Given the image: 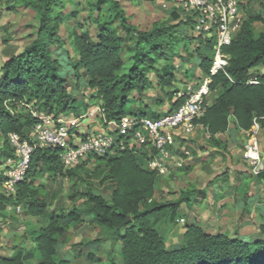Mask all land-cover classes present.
I'll list each match as a JSON object with an SVG mask.
<instances>
[{
    "label": "trees",
    "instance_id": "trees-1",
    "mask_svg": "<svg viewBox=\"0 0 264 264\" xmlns=\"http://www.w3.org/2000/svg\"><path fill=\"white\" fill-rule=\"evenodd\" d=\"M72 2L23 0V5L35 11L34 32L21 52L10 55L0 65V217L8 215V206H20L29 216L45 218L44 225L29 233L32 246L25 253L15 251L9 257H0V264H24L31 259L37 260V264H72L57 254L56 247L71 227L82 222L83 216H89L90 222L118 245L111 248L117 259L107 254L103 263L98 257L99 250H95L85 255L90 263L264 264V237L246 241L206 232L195 223L186 226L180 245L168 248L150 219L167 209L175 213L181 203L189 205L193 191L181 192L175 202H154L161 175L147 168L145 153L129 147L120 149L123 138L117 135L111 152L103 156L89 155L71 168L61 164L59 149L36 148L23 179L16 184L15 193L7 195L1 190L2 172L9 166L7 160L14 158L8 134L28 138L37 121L28 105L55 119L78 117L81 107L85 110L90 106L78 100L70 90V73H64L62 58L56 55L65 44L60 35L62 24L70 31L68 39L75 56L71 58L70 67L75 88L82 79L84 85L93 90L98 99L97 119L101 124L118 122L124 115L158 116L143 102V96L152 87L163 96L157 97L155 103L162 105L165 100L169 104L167 111L184 103L187 95L178 96L175 87L180 70L174 61L179 58L182 63L188 62L189 58L182 53L192 55L191 42L196 40L195 66L181 69L184 77H192L199 68V82L205 75L210 77L209 91L214 95L213 100L195 120L208 135L206 140L211 145L207 146L224 148L226 143L216 136L226 133L230 126L237 133L247 132L254 125L264 129V31H257L254 25L261 23L264 27V13L243 11L240 29L230 43L222 47V52L228 56L226 66L211 74L213 40L188 34L193 28L192 22L181 18L176 6L169 18L154 21L148 29H140L130 22L118 0H81L75 2L76 8L72 7ZM83 12L85 21L93 26V35L83 31L80 17ZM128 42L132 43L128 49L130 64L125 67L121 54ZM150 74L154 80L150 79ZM251 79L256 83L250 82ZM132 92L138 94V99L133 98ZM91 158L98 168L105 167V180L110 182L108 198L95 193L90 185L79 191L81 170L84 162ZM42 176L72 180L68 198L74 202L81 199V205L72 206L68 211H51L43 184L36 183V178Z\"/></svg>",
    "mask_w": 264,
    "mask_h": 264
},
{
    "label": "rangeland",
    "instance_id": "rangeland-1",
    "mask_svg": "<svg viewBox=\"0 0 264 264\" xmlns=\"http://www.w3.org/2000/svg\"><path fill=\"white\" fill-rule=\"evenodd\" d=\"M72 1V7L76 8L75 2L81 0ZM118 1L130 17L131 22L140 29H148L154 21L169 18L175 7L173 0ZM240 6L242 13L245 10L253 13H264V0H241ZM80 17L84 23L83 31H88L93 35V26L85 21L86 14L83 12ZM35 24V11L23 5V0H0V65L10 55L17 54L24 49L34 32L33 26ZM69 25L71 26V22ZM254 25L257 31H264L261 23ZM69 32L65 24L60 26V35L65 40V44L56 55L62 58L60 61L64 64L62 66L64 73H70L68 75L70 90L78 100L90 105L85 110L83 107L80 108V115H84L87 111L98 106V99L94 97L93 90L84 85L82 79L79 80L80 86L75 88V77L70 67L71 58L75 56L70 39H68ZM128 46L121 54L125 67L130 64L131 52L128 49L132 43L128 42ZM53 49L58 51L56 46ZM187 57L189 56L186 54L185 58ZM174 62L179 63V58H176ZM188 63L186 65H189ZM183 69L180 68V71L177 72L178 80L175 87L179 82H188L187 79L189 78H191L189 82L199 83L195 75L184 77ZM196 71L197 69H195ZM149 77L154 80L153 74H150ZM132 95L134 99H138L136 92H132ZM91 96L93 97L90 98ZM160 96L163 97L157 88H149L143 96V102L152 106L155 99ZM163 103L166 104V101L164 100ZM28 107L31 112L34 110L30 105ZM91 122L99 123L93 119L84 121L80 130H84L85 125ZM196 132L198 133L194 137L198 138L199 141L188 140L193 137L191 135L175 136L176 145L172 152L173 157L175 159L182 157L184 150L189 152V157L182 167H171L167 174L160 176L153 197L154 202L164 204L175 202L180 193L186 189L193 191L189 205L181 203L176 208L175 213L172 214L171 210L167 209L162 214L150 219L154 222L166 246L175 248L180 245L186 232V226L191 223L199 225L209 233H222L228 237L241 238L246 241L263 238L264 204L256 205L255 200H249L244 207L241 204L245 198H248L246 195H249L247 192L250 191L245 187L248 183H252L251 178L236 181H232L231 178L233 158L236 155H241V159L245 161L243 158L244 140L240 137L239 143L232 145L226 142L224 148L212 150L211 146L206 148L207 145L211 144L207 142L201 130L200 133L198 130ZM1 144L2 140L0 139V146ZM246 165L249 166L248 162ZM105 171L103 165L97 167L93 158L86 160L81 170L79 191H84L86 186L90 185L95 193L108 198L110 182L105 180ZM36 183L43 184L48 194L51 211H68L72 206L81 205V199L74 202L68 198L72 192V180L62 176L56 179L42 176L36 178ZM13 208L15 209L14 206H8V215L5 218L0 217V257H9L15 251L25 253L32 246L29 233L39 229L45 223V218L29 216L21 207L20 211L16 209L13 211ZM115 243V240L110 239L106 232L90 222L89 216H83L82 222L71 227L66 236L58 243L56 252L61 258L69 260L72 264H99L85 260L87 253L99 250L98 257L102 259L103 263H106L107 254L117 259L116 252L111 251L112 247H118ZM37 263V260L31 259L24 264Z\"/></svg>",
    "mask_w": 264,
    "mask_h": 264
},
{
    "label": "built area",
    "instance_id": "built-area-1",
    "mask_svg": "<svg viewBox=\"0 0 264 264\" xmlns=\"http://www.w3.org/2000/svg\"><path fill=\"white\" fill-rule=\"evenodd\" d=\"M241 0H176L174 5L181 18H189L192 31L200 39L213 40V59L210 73L223 70L228 56L222 47L228 45L240 29L244 15L240 6ZM256 83L255 79H251ZM210 77L205 75L199 83L189 87L187 99L177 108L166 111L156 117L124 115L118 122L97 119L99 107L87 111L78 117L54 118L52 115L33 110L36 118L28 138L17 133L8 134V142L14 150V158L7 160L1 190L12 195L16 184L26 173L30 157L34 149L53 147L59 149V159L64 168H71L89 155L103 156L111 152L115 146L116 135L123 138L120 149L133 148L147 155V168L165 175L171 167H182L189 157L187 150L182 157L175 159L172 152L176 145L175 136L193 133L197 126L195 120L203 115L209 94ZM181 93H178V96ZM87 118V119H86ZM96 120L101 127L92 131L81 132L84 121ZM206 137L208 135L206 134ZM127 142V144H126ZM243 158L248 162L254 175L263 172L260 162L264 156L260 154L256 142L243 145ZM15 209L20 211V207Z\"/></svg>",
    "mask_w": 264,
    "mask_h": 264
},
{
    "label": "crops",
    "instance_id": "crops-1",
    "mask_svg": "<svg viewBox=\"0 0 264 264\" xmlns=\"http://www.w3.org/2000/svg\"><path fill=\"white\" fill-rule=\"evenodd\" d=\"M129 20L131 22L130 17H129ZM191 33H192V35L194 34L192 29H190L188 34H191ZM197 45H198V43L196 40H193L191 42L190 52L192 53V55H190L188 57L189 60H191V61L190 62L188 61L189 63L186 62L189 65H186V63L184 64L182 62L175 63V66L178 67V69H180V68L187 69L191 66H195V64L197 62V57H196V54L194 52V49L196 48ZM184 55H186L185 52L182 53V56H184ZM194 75L196 76V78L201 75L199 68H197L196 72L194 71ZM187 81L188 82H179L178 83V85H177L178 93L186 94L188 92L189 87H193L196 84L195 81H190V82H189V80H187ZM178 93H177V95H178ZM213 97H214V95L210 94V91H209V94L207 96V105L211 104ZM146 105L149 108H151L152 111L156 112L158 115L166 112L169 108V104L167 102H166V104L163 103L162 105H158L155 102H154V105H152V106L149 105L148 103ZM100 127H101V125L99 123H95V122L94 123L93 122L87 123L85 125L84 130H81V132H83V131L85 132L86 130L87 131L96 130V129H99ZM197 130L199 131V133L201 130V133H203V136L206 137V134L204 133L203 129L199 126H197L196 130L193 133L183 134V136H188V135L190 136L191 135L193 137H191V139H188V140L199 141L198 138L194 137L198 133V132H196ZM216 137L220 141L225 142V143L227 142L228 144H232V145L239 143L240 137L244 140V144L247 142H256L260 154L264 156V129H261L258 125H254L251 128V130H249L247 132H241V133H237L235 131L234 127L230 126V128L228 129V131L226 133L218 134ZM206 148H209V147L206 146ZM212 150H217V149L215 147H212ZM240 156L236 155L233 158V162H232L233 173L231 174L232 181L246 180V178H251V180H252V183H250V184L248 183L245 187L250 191V192H247V194L249 193V195H246V196H248V198H245L246 201L244 200L241 204L244 207L247 204V202H249V200L250 201L255 200L256 205L264 204V159L260 162V168L263 170V173H261L259 175H254L252 173L251 167L246 165V163H247V162H245L246 160L244 161L243 159H241ZM233 189H236V187H233Z\"/></svg>",
    "mask_w": 264,
    "mask_h": 264
},
{
    "label": "water",
    "instance_id": "water-1",
    "mask_svg": "<svg viewBox=\"0 0 264 264\" xmlns=\"http://www.w3.org/2000/svg\"><path fill=\"white\" fill-rule=\"evenodd\" d=\"M129 220V218H127V220L126 221H128Z\"/></svg>",
    "mask_w": 264,
    "mask_h": 264
}]
</instances>
